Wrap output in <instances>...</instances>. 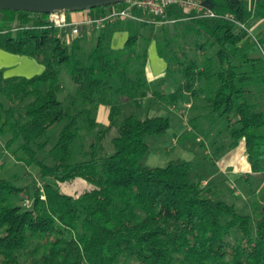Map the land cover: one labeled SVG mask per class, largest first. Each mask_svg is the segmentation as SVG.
Returning a JSON list of instances; mask_svg holds the SVG:
<instances>
[{
    "label": "trees",
    "instance_id": "obj_1",
    "mask_svg": "<svg viewBox=\"0 0 264 264\" xmlns=\"http://www.w3.org/2000/svg\"><path fill=\"white\" fill-rule=\"evenodd\" d=\"M199 1L223 18L174 6L162 25L120 20L121 49L104 32L90 49L68 42L49 14L0 10V48L45 67L32 78L0 70V264H264V34L254 29L264 0ZM153 44L167 64L157 82L146 71ZM149 95L166 115L137 118ZM189 98L204 156L147 166L170 109L185 119ZM220 120L214 140L209 121ZM242 143L252 171L235 186L247 211L223 195L218 166ZM76 181L89 188L64 190Z\"/></svg>",
    "mask_w": 264,
    "mask_h": 264
},
{
    "label": "crops",
    "instance_id": "obj_2",
    "mask_svg": "<svg viewBox=\"0 0 264 264\" xmlns=\"http://www.w3.org/2000/svg\"><path fill=\"white\" fill-rule=\"evenodd\" d=\"M113 11V8L99 9V10H87L80 12L67 13V20L69 23L74 24L79 29V34L77 36L73 35L72 29H62L60 30L62 36L68 41L72 42L76 38H83L85 43L91 46H95L99 36L104 32L108 37H110L111 45L114 49H121L126 44L129 33L127 31L122 32H112L114 24H108L101 29H95L91 27L87 22L89 18H100L106 15H109ZM147 20H151V17H146ZM256 31L260 34H264V26L262 23H258L255 28ZM0 70L4 71V76L6 78L11 77H24L39 74L41 75L45 67L37 62L35 59H32L27 56L17 55L0 48ZM147 77L150 82H157L166 76L167 64L166 62L158 55L155 44H153L149 51V61L147 65ZM27 74V75H26ZM37 76V75H36ZM165 90H168L166 86H163ZM170 90V89H169ZM144 100H153L152 95H149L147 99ZM143 101V100H142ZM142 101L136 102L138 107ZM154 105V104H153ZM156 111L158 110L162 114H167L164 111V107L160 104H156ZM187 106H190L189 104ZM136 110V109H135ZM173 113L176 111L173 108L170 109ZM109 112L110 109L105 106H101L99 109L98 120L100 123L108 124L109 123ZM159 112V113H160ZM177 137H175V140ZM235 150H239V159L238 156H230L226 161V168H222V165L218 163L220 171L223 174H227L228 181L233 183L240 179L243 175L251 173L252 168L248 162V158L245 153L244 144L242 143ZM2 157V156H0ZM5 157V156H4ZM2 157V158H4ZM9 159V158H7ZM4 161V159H1Z\"/></svg>",
    "mask_w": 264,
    "mask_h": 264
},
{
    "label": "rangeland",
    "instance_id": "obj_3",
    "mask_svg": "<svg viewBox=\"0 0 264 264\" xmlns=\"http://www.w3.org/2000/svg\"><path fill=\"white\" fill-rule=\"evenodd\" d=\"M102 8H97L94 10H99ZM89 47V45H88ZM94 47V46H92ZM91 46L89 47V49ZM27 75V74H26ZM39 75V74H36ZM34 75V76H36ZM27 78H30V76H24ZM32 78V76H31ZM64 79L66 82L64 83L63 87V94H66L69 88V84L67 82L68 77L66 74H64ZM192 102V100L189 98V100H186V103H182L179 106V110L182 109L187 112L186 118L183 119L180 117V115L173 113L171 116L172 120V128L168 131V133L164 136H162L160 139L153 141L152 151L149 153V155L144 159V163L147 166L150 167H164L166 166L170 161L173 160H187V161H193L197 156L202 157L204 156L205 150L203 147H201L202 143H206L209 147V138L197 136L196 133L190 131V125L188 123V119L191 118L194 111L191 109L186 108L187 103ZM154 104V105H153ZM156 111V106L153 100H143L142 103L136 107L135 115L139 119H146L152 115ZM209 128L212 130L211 132H214V140H218L221 138V140L224 139L222 135L225 134V128L226 123L223 120L218 121L217 123L213 121H209ZM199 135V134H198ZM175 137L178 138V140H175ZM203 140V142H201ZM234 155L235 157L238 156L239 159V150H233L226 154L220 161V165H222V168H226V161L227 159ZM228 157V158H227ZM4 163L3 161L0 162V173H3V167ZM11 165L7 167L10 168ZM226 178L228 179L227 174H225ZM238 183L237 181L230 183L229 181L226 182V184L223 186L224 192L223 195L226 199L230 201H235L240 209L247 211L250 206V200L246 194H243V192H239L236 189L235 184ZM64 190L71 194H78L83 192L84 190L88 189L89 186L81 181H76L71 183L70 185L63 186Z\"/></svg>",
    "mask_w": 264,
    "mask_h": 264
},
{
    "label": "built area",
    "instance_id": "obj_4",
    "mask_svg": "<svg viewBox=\"0 0 264 264\" xmlns=\"http://www.w3.org/2000/svg\"><path fill=\"white\" fill-rule=\"evenodd\" d=\"M174 6L188 13H195L196 17L223 18L217 12L204 7L199 0H130L125 9L116 10L113 8V11L109 15L100 18H89L86 23L95 29H101L108 24H114L117 21L127 19L162 25L170 22L167 18L168 11ZM135 12H140L141 15H136ZM146 17H151L152 19L147 20ZM228 17L235 21L233 16ZM50 18L55 27L60 30L71 28L73 35L77 36L79 34L77 26L68 22L67 13H54L50 15ZM235 22L240 28L249 31L244 24Z\"/></svg>",
    "mask_w": 264,
    "mask_h": 264
},
{
    "label": "water",
    "instance_id": "obj_5",
    "mask_svg": "<svg viewBox=\"0 0 264 264\" xmlns=\"http://www.w3.org/2000/svg\"><path fill=\"white\" fill-rule=\"evenodd\" d=\"M130 0H0L1 11L39 14L72 13L114 6Z\"/></svg>",
    "mask_w": 264,
    "mask_h": 264
}]
</instances>
